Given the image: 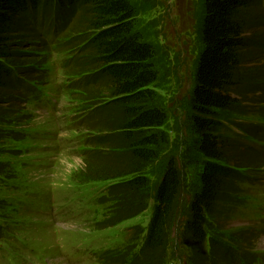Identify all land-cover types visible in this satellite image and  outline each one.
Returning a JSON list of instances; mask_svg holds the SVG:
<instances>
[{
  "label": "trees",
  "instance_id": "1",
  "mask_svg": "<svg viewBox=\"0 0 264 264\" xmlns=\"http://www.w3.org/2000/svg\"><path fill=\"white\" fill-rule=\"evenodd\" d=\"M136 17L133 0H0V119L16 116L15 106L20 108L30 84L43 72L36 56L23 49L58 45L61 34L72 29L67 45L74 53L68 65L82 76V91L91 99L98 91H112L107 102L96 100L86 117L97 132L91 140L94 149L84 156L90 181L111 183L101 229L150 208L145 171L154 162L163 165V172L155 187L153 216L130 264H232L234 252L209 237V218L224 220L226 205L233 210L232 200L248 180L238 170L264 164V146L254 144L264 143V128L244 127L245 141L226 138L220 134L221 113L248 115L253 100L264 105V67L248 69L264 62V0H204L190 104L195 149L204 166L182 228L184 253L170 246L169 231L187 177L178 156L165 163L159 158L169 144L164 131L169 115L154 91L159 80L155 48L136 29ZM2 233L0 229V238ZM105 261L126 260L107 256Z\"/></svg>",
  "mask_w": 264,
  "mask_h": 264
},
{
  "label": "rangeland",
  "instance_id": "2",
  "mask_svg": "<svg viewBox=\"0 0 264 264\" xmlns=\"http://www.w3.org/2000/svg\"><path fill=\"white\" fill-rule=\"evenodd\" d=\"M133 4L137 9L136 29L156 51L159 80L154 91L169 115L164 128L169 144L159 158L165 163L171 156H178L187 177V188L169 231L170 246L184 253L182 228L204 166V160L200 161L195 149L197 137L191 124L190 105L200 52L199 26L204 0H133ZM72 31H64L57 40L58 45L23 49L28 54H36L35 61L48 74L42 85L32 89L37 101L41 98V102L22 106L26 116L24 122L11 117L0 119V172H4L1 170L6 167L9 155L16 157L18 166V177L12 181L15 190L0 194V203H5L0 213V228L3 226L16 239L14 244L0 241V264H71L60 255L61 249L81 259L74 264H110L105 261L107 256H125V264H130L147 235L151 218L148 209L130 221L101 229L105 220L103 206L108 207V201H103L107 195L105 190L111 183L85 185L92 181L83 151L90 148L91 138L97 132L90 130L84 120L98 104L95 101L104 98L107 102L112 91H98L95 99L88 98L82 91L83 85L79 83L82 76L68 65L74 53L67 45ZM263 67L264 62L258 61L248 69ZM260 101L250 102L248 115L221 113L223 129L220 134L245 141L246 137L241 134L244 127L252 124L263 129L264 105ZM46 102L54 106V114L46 112ZM14 110H19L18 106ZM12 130L19 132L13 135V140L6 134ZM254 144L258 148L264 146V143ZM238 171L248 174L247 183L239 187L234 196L233 210L226 205L228 212L224 220L222 216L209 218L212 224L209 237L215 239L219 247L234 252L232 264H259V261L264 264V164ZM145 172L149 179L150 207L163 165L153 162ZM0 184H10V181L0 174ZM46 196L48 209L63 219H70L61 221L58 233H53L46 223L54 217L34 212L37 206L44 209ZM13 203L16 209L12 208ZM17 239L28 248L27 253L20 246L16 247ZM169 264L178 263L172 260Z\"/></svg>",
  "mask_w": 264,
  "mask_h": 264
},
{
  "label": "bare ground",
  "instance_id": "3",
  "mask_svg": "<svg viewBox=\"0 0 264 264\" xmlns=\"http://www.w3.org/2000/svg\"><path fill=\"white\" fill-rule=\"evenodd\" d=\"M34 56H36V54H34ZM37 70V69H36ZM47 77H48V74L47 73H44V72H41L40 74H39V76H37V79H38V81H39V79H41V78H45V79H47ZM259 196H260V194H258Z\"/></svg>",
  "mask_w": 264,
  "mask_h": 264
}]
</instances>
